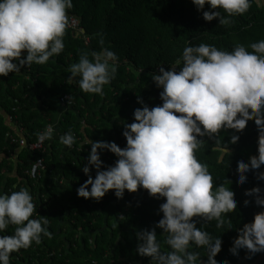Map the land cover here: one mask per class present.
<instances>
[{"label": "clouds", "instance_id": "clouds-1", "mask_svg": "<svg viewBox=\"0 0 264 264\" xmlns=\"http://www.w3.org/2000/svg\"><path fill=\"white\" fill-rule=\"evenodd\" d=\"M251 2L191 0L198 12L208 5L209 9L202 11L203 20L217 19L221 26L245 14ZM72 7V0H0V76L19 73L25 66L44 65L58 56L64 50L63 37L70 23L67 10ZM221 11L227 15L222 16ZM97 35L103 45L102 34ZM23 53L26 55L21 58ZM91 55L89 59L87 53L81 54L78 62L68 67L67 82H75L83 93L102 95L104 86L117 74L118 57L108 48ZM172 66L171 70L161 66L159 74H150L155 86L162 89V103L149 108L138 99L142 106L134 110V122L123 125L124 148L115 142L86 141L91 146L82 167L87 179L77 188V196L99 202L110 190L122 199L125 191L135 193L142 188L164 202L159 206L163 215L158 223L151 230L136 232L139 256L149 258V264H228L215 258L221 237H214L197 223L214 221L217 229L222 228L229 219L226 214L237 209L235 192L228 179L214 186L208 165L198 161L195 152L205 145L207 137L214 142L212 150L221 153L217 160L221 163L239 136L232 134L229 142L222 144L219 132L239 133L253 118L258 131L257 155L250 156L248 162L237 159L236 182L243 184L250 169L259 170L264 165V39L248 46L237 43L231 51L206 43L187 46ZM36 135L38 143L53 139V125ZM59 143L70 149L76 137L69 131L59 137ZM105 150L117 159L101 170ZM90 169H95V178ZM256 179L264 181V172H256ZM245 195L254 197L255 204L264 208L260 187L247 190ZM248 203L244 201L245 206ZM35 211L27 188L0 193V233L14 226L13 234H0V264H10L12 253L33 243L39 245L42 235L50 237L49 219ZM156 229L161 230L168 250H161ZM237 231L229 248L232 255L241 249L250 254L248 259L264 253V211ZM194 248L205 249L207 260L202 261Z\"/></svg>", "mask_w": 264, "mask_h": 264}, {"label": "trees", "instance_id": "trees-1", "mask_svg": "<svg viewBox=\"0 0 264 264\" xmlns=\"http://www.w3.org/2000/svg\"><path fill=\"white\" fill-rule=\"evenodd\" d=\"M72 2L73 7L67 10V14L80 20L85 33H74L68 27L63 37L64 50L58 56L50 58L44 65L22 67V74L19 72L9 73L7 77L0 76V107L7 113L13 107L18 109L16 117L18 120L19 116L28 141H35L37 133L48 124L55 123L57 113L63 109L60 98L69 94L74 105L63 113L57 132L71 131L79 142L89 137L94 141L115 142L124 148L126 140L122 135L123 125L134 122V110L142 106L137 102L138 99L149 108L162 103L159 97L162 89L155 86L150 74H159L161 66L165 70H171L172 64L182 57L183 49L187 46L206 43L220 50L231 51L237 43L248 46L264 39V0H252L249 10L241 16L232 17V23L227 26L219 25L217 19L204 21L202 11L208 10L209 6L205 5L198 12L191 0ZM221 15L227 14L221 11ZM98 33L103 36V45L99 43L101 37ZM85 38H89L88 44ZM102 48L114 51L118 57L117 74L109 85L104 86L102 95L83 93L75 82L69 84L67 80L57 78L58 74H68V67L78 62L81 54L87 53L91 59V54ZM248 50L251 51L250 48ZM25 55L23 53L21 58ZM8 95L16 101L8 102ZM35 96L47 105L42 119L50 118L49 122L42 120L43 124L40 125L32 123V117L41 114L36 109ZM82 120L86 121L85 127ZM9 130L8 124L0 115V154L3 153V148L7 149V154L19 149L18 145H12L11 140L5 137ZM232 134H237L239 140L236 144L229 145L230 153L223 155L221 163H217L221 153L212 150L214 142L207 137L204 138L205 145L196 150L195 156L198 161L208 165L214 186L226 179L231 181L229 187L235 192L237 209L226 214L229 219L222 228L217 229L214 221L197 223V227H202V230L214 237H221V248L216 259L227 260L228 264H264V253H257L248 259L246 257L250 254L247 250L241 249L237 255L229 252L238 235L237 230L244 224L251 223L255 214L264 211V208L255 204L254 197L245 195L247 190L254 187H260L264 194V181L256 179V172H264V165L259 170L250 169L245 174L247 179L243 184L236 182L237 159L242 158L248 162L250 156L257 155L258 131L254 119L249 118L245 128L239 133L221 130L218 138L222 144L228 143ZM57 148L48 144L47 153L43 155L28 152L27 149L21 150L25 153L20 155L18 169L10 178L7 175H11L12 170L4 166L6 161L0 169V193L10 194L20 188H27L33 197L35 213L49 219L47 228L50 237L42 235L39 245L33 243L26 250L12 253L10 264H137L140 260L143 264H149V258L139 256L136 251V232L151 230L162 218L159 206L164 202L163 198L150 197L146 190L139 188L135 193L125 191L123 198L117 199L114 191L110 190L99 202L84 200L83 204L75 208H67L64 205L72 196L70 191L61 195L62 193L52 191L48 193L41 187L42 183L47 182V175L54 172L51 167L55 166L54 161L59 157L55 154ZM86 148L88 146L80 150L78 145H73L71 150L77 160L67 161L64 177L70 181L75 176L70 183H75L78 187L87 179L82 167L86 164L91 147L89 146V152ZM105 155L108 164L101 170L113 165L117 159L106 150L101 153V158ZM39 156L45 160L47 174L42 173L41 180L34 181L27 172ZM5 169L8 172H4ZM90 174L95 178V169H90ZM245 200L249 201L247 206L244 204ZM99 209L102 210L101 213L97 212ZM13 231L14 226H9L0 234L11 235ZM156 232L161 250H168L161 230L156 229ZM192 250L200 253L202 261L207 260L205 249Z\"/></svg>", "mask_w": 264, "mask_h": 264}, {"label": "crops", "instance_id": "crops-1", "mask_svg": "<svg viewBox=\"0 0 264 264\" xmlns=\"http://www.w3.org/2000/svg\"><path fill=\"white\" fill-rule=\"evenodd\" d=\"M20 74H22V72ZM69 75H70L69 73L65 74V75H62V76L58 74L57 78L59 80L63 81V80H67ZM26 79H28L27 76H26ZM48 90H49V88H48ZM43 98L46 100L45 96H43ZM35 99L37 101L36 109H38V112H40L41 114L36 116V117H32V123L36 122L38 125H40V124H43L44 120L49 122L50 118L42 119V116L44 115L43 112L45 111L47 105L46 104L44 105L42 100L38 96H35ZM6 100H8V102L9 101H16V100L12 99L11 95H8ZM12 109L10 110L11 111L10 113H7L5 111V109L0 107V115L3 116L4 121L8 124V127L10 128L9 132L5 135V137L7 139H8V137L10 135H14V136H16L18 138L21 135L19 133V126H20V124H22V122L19 121V116H18V120H15V121H11L10 120V115L12 114ZM64 111L65 110L62 109L61 111H59V113H57L56 121H55V123L57 125H59L60 121H62L63 116H64L63 113H65ZM57 121H59V122H57ZM52 124H54V123H52ZM64 134H65V132H63V130H62L61 133L57 132V133L54 134L53 139L48 141V144L50 146L54 145V148L58 147L57 149H55L57 151V152H55V154L57 153V156H59V157H57V159L54 161L55 166L51 167V171H54L52 174L54 176H57L61 181L52 180V178H51L52 174H49V175H47V176H49V178L47 179V182L42 183L41 187H42V189L45 188L48 193H49V191H52L53 193H59V194L62 193L61 195H66L70 191V193H72V196H74V197L72 199V196H70L69 200H67V203L64 206L67 207V208H75V207H77V205L83 204V201L85 199L80 198V197L77 196L78 185H76L75 183H70L72 178H74L75 176L74 177L72 176L70 181L66 177H64L66 172H67L66 168L68 167L67 161H70V162L72 161L73 162V161L77 160V158L75 157V154L72 152L71 148L69 149L66 146H64V145L59 143V137L61 135H64ZM86 138H88V139H86ZM86 138H84L82 140V142H79V141L76 140V143L74 145H78L80 150H83L84 146H88V148H86V151L89 152V146L90 145L88 143H86V141H88V140H93L94 141V139H91L89 137H86ZM18 147H19V149H17V151H13V153L9 152V154H7V149L3 148V150H2L3 153L0 154V157H2V158H0V169L3 166L4 162L6 161L7 164H4V166H6L7 169L10 168L12 170L11 175L8 174L7 178H10V177L13 176V174H15V172L18 169L17 165L19 164V161H20V155L25 153V151L21 152V150H25V149H23L20 146H18ZM75 147L76 146H74V148ZM59 159H60V162H59ZM101 160H102L103 166L105 167V165L108 163V159L106 158V155L103 156L101 158ZM57 164H58V167L56 166ZM7 169H5L4 172H8ZM55 169H58V170L55 171ZM4 185H5V183L3 182V186L2 187H4ZM88 200H91V199H88ZM106 217H107V215H106Z\"/></svg>", "mask_w": 264, "mask_h": 264}, {"label": "built area", "instance_id": "built-area-1", "mask_svg": "<svg viewBox=\"0 0 264 264\" xmlns=\"http://www.w3.org/2000/svg\"><path fill=\"white\" fill-rule=\"evenodd\" d=\"M69 18H70L69 28L73 31L81 32L82 28H81L80 20H78L76 17H69ZM85 42L86 44H88L90 41H85ZM60 103L62 105V108L65 110L64 112H66L69 109V107L74 105V101L72 100V97L69 94H65L63 97H61ZM17 111H18L17 108L12 109V114L10 115L11 121L17 120V117H16ZM51 125H53L54 127V134L57 133L56 128L58 127V125L56 123L51 124ZM82 125L83 127L86 126L85 120H82ZM43 131L44 129L41 132ZM19 133L21 134L19 138L14 135H10L8 137V139L11 140L12 145H18L22 147L23 149L25 150L27 149L28 151L33 152L35 154L37 153V154L43 155L47 153V145H48L49 140H45L43 143H38L37 138L35 141H28L29 138L26 136V130L22 124H20L19 126ZM46 170L47 168L45 166V160L43 159L42 156H39L36 162L31 166L30 171L27 172V175L30 176L31 179L34 181H40L42 178V173H44L45 175L47 174ZM51 178L52 180L61 181L57 176H54L53 174Z\"/></svg>", "mask_w": 264, "mask_h": 264}, {"label": "rangeland", "instance_id": "rangeland-1", "mask_svg": "<svg viewBox=\"0 0 264 264\" xmlns=\"http://www.w3.org/2000/svg\"><path fill=\"white\" fill-rule=\"evenodd\" d=\"M73 31V30H72ZM74 33H79V32H76V31H73ZM85 32H83V28H82V33L80 34H84ZM86 41H90L89 38H85ZM112 223H113V220H112ZM116 227V224L114 225ZM136 229V227H134ZM139 231V230H137ZM132 238L134 239V235L132 236ZM136 240V239H135Z\"/></svg>", "mask_w": 264, "mask_h": 264}, {"label": "water", "instance_id": "water-1", "mask_svg": "<svg viewBox=\"0 0 264 264\" xmlns=\"http://www.w3.org/2000/svg\"><path fill=\"white\" fill-rule=\"evenodd\" d=\"M83 32H85V31L83 30ZM78 34H80V33H78Z\"/></svg>", "mask_w": 264, "mask_h": 264}]
</instances>
